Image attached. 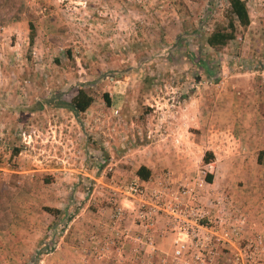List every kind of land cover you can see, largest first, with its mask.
I'll list each match as a JSON object with an SVG mask.
<instances>
[{
    "label": "rangeland",
    "instance_id": "rangeland-1",
    "mask_svg": "<svg viewBox=\"0 0 264 264\" xmlns=\"http://www.w3.org/2000/svg\"><path fill=\"white\" fill-rule=\"evenodd\" d=\"M24 1L28 9L21 19L0 27V239L7 243L9 235L2 232L9 227L18 232L26 210L57 209L53 197H64L61 187L57 193L52 186L51 172L24 171L25 166L41 165L34 155L51 152L36 141L56 129L58 120L63 122L60 129H71L81 143L90 141L87 150L96 162L89 149L104 147L105 141L118 147L117 132L129 135L134 122H146L153 99L186 98L195 91L205 96L233 70L246 71L248 64L264 68V0H244L250 24L238 28L220 51L210 48L206 37L227 24L226 0ZM80 88L93 99L85 112L74 115L57 106ZM130 141V136L124 140V148ZM221 163L234 173L232 183L211 187L213 193L232 196L241 209L243 194H257L258 187L264 193V182L246 184V155ZM251 172L258 178L257 170ZM75 175L80 195L90 194L94 187L89 178ZM53 220L42 221L43 231L31 250L20 252L10 242L14 246L1 256L28 255L25 264H45L60 229L54 223L58 219Z\"/></svg>",
    "mask_w": 264,
    "mask_h": 264
},
{
    "label": "crops",
    "instance_id": "crops-1",
    "mask_svg": "<svg viewBox=\"0 0 264 264\" xmlns=\"http://www.w3.org/2000/svg\"><path fill=\"white\" fill-rule=\"evenodd\" d=\"M204 95L195 91L194 96L186 98L153 99V103L150 102V105L148 103L152 111L149 113L148 110L146 122L143 120L134 122L135 129L130 131L129 135L124 131L117 132L118 147H110L103 139L106 144L104 147L89 149L93 152V157H98L94 159H98L99 164L97 161H93L95 163L93 164L91 161V153L87 150L90 141L85 140L84 144L81 143L80 135L76 137L71 129H60L62 126L60 124L63 122L58 120L56 123L59 124L54 126L56 129L48 132V135H42L41 143L36 141L37 146L44 147L42 149L50 147L51 152L46 157L42 153L41 156L34 155L33 159L39 157L41 165H35V168L30 165L25 166L24 171H49L53 174L52 186H57V193L61 187L64 197L55 195L52 207L60 210L61 214L55 218L45 211L39 213L26 210L18 232H10L11 227L2 232L9 236L8 243L0 239V264H25L28 255L19 258L10 255V258H3L1 253H4L7 248H12L14 246L12 243L18 244L14 247H19L20 252L31 250L43 231L42 221L44 219L50 221L53 218L58 219V222L54 223L57 227L60 224L58 227L60 229H57L58 233L53 236L55 251L46 256L45 264H149L145 258L148 250L132 239L135 236H143L145 232L134 219L132 210L135 200L129 196L117 195L125 211V218L121 225L129 231V235L125 237L119 251L113 244L107 243L112 240L113 230L112 210L106 201L111 191L103 174V162L113 165L118 182L138 177L137 170L144 166L151 171L149 179H157L163 171H168L172 182L178 184L184 176L207 164L204 162L206 153L212 156L210 160L212 161L213 154L208 151L211 133L213 131L230 132L239 141L241 151L234 156L218 159L209 169L208 176L211 182H208L206 187L207 198L202 201L206 203L209 198L218 194L213 193L211 187L228 186L232 183L234 173L230 174L227 171L229 165L221 162H230L232 157L239 155H246L250 163V165L245 163L242 166L246 171L244 174L246 184L262 186L264 182V68L254 69L248 64L246 71L233 70L230 77L226 76V79L218 84L217 90L211 87L210 93ZM129 136L132 141L128 142L129 146L124 148V140ZM86 155L87 159H85ZM48 161L49 163H46ZM233 169L237 170L235 167ZM256 170L258 178H252L251 171ZM75 174L89 178L88 181L92 182L94 187L90 194L80 195L81 186L76 182ZM257 190L261 192L243 194L241 199L249 223L243 240L237 246L220 249L218 264H232L231 255L237 248H245L253 233H259L264 237V193L261 187L255 189ZM237 203L240 204V202ZM61 217L64 218L61 219ZM64 220H66L65 229H62L61 223ZM12 234L16 236H11ZM150 235L157 249V256H153L150 262L170 264L167 260L169 261L172 253L173 234L165 217H157L156 226ZM6 244L8 245L5 246ZM254 264H264V255L257 257Z\"/></svg>",
    "mask_w": 264,
    "mask_h": 264
},
{
    "label": "built area",
    "instance_id": "built-area-1",
    "mask_svg": "<svg viewBox=\"0 0 264 264\" xmlns=\"http://www.w3.org/2000/svg\"><path fill=\"white\" fill-rule=\"evenodd\" d=\"M208 151L213 159L206 165L188 174L174 184L168 171L159 178L118 182L113 165H104L103 174L110 188L106 201L111 206L112 240L107 241L119 251L129 231L121 225L125 218L124 207L117 195L133 198L135 205L132 214L136 223L145 232L143 236L133 237L139 246L148 250L149 264L157 249L150 233L156 226L157 217L167 219L173 234V248L170 264H218L219 250L227 246H237L246 234L249 223L247 213L241 209L232 196L221 193L209 198L205 196L210 174L218 159L234 156L241 151L239 141L230 132L213 131L209 139ZM104 248V247H103ZM264 255V237L253 233L245 248H237L230 257L232 264H254L257 257ZM165 261V259H164Z\"/></svg>",
    "mask_w": 264,
    "mask_h": 264
},
{
    "label": "trees",
    "instance_id": "trees-1",
    "mask_svg": "<svg viewBox=\"0 0 264 264\" xmlns=\"http://www.w3.org/2000/svg\"><path fill=\"white\" fill-rule=\"evenodd\" d=\"M229 9L227 15V24L225 26L216 27L206 37V44L214 51H220L226 44L233 40L235 32L238 28H247L250 24V16L248 8L244 0H226ZM24 0H0V27L5 26L9 22L19 21L23 14L27 11ZM30 35L33 37L34 26L33 23H29ZM106 102H109L107 95L105 94ZM92 97L82 88L77 90V93L69 101H60L57 106L64 108L72 112L74 115L85 112L92 104ZM212 156L205 154L204 162L209 163ZM136 175L141 180H148L151 175V171L144 166L139 167ZM208 182H211L210 176L206 177ZM48 213L55 218L59 217L61 211L58 209H52L45 207ZM64 217H61V219Z\"/></svg>",
    "mask_w": 264,
    "mask_h": 264
}]
</instances>
